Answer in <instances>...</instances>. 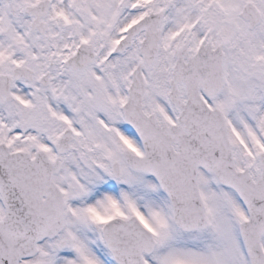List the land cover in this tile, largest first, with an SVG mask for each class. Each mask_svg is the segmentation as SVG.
Masks as SVG:
<instances>
[{"label": "snow or ice", "instance_id": "1", "mask_svg": "<svg viewBox=\"0 0 264 264\" xmlns=\"http://www.w3.org/2000/svg\"><path fill=\"white\" fill-rule=\"evenodd\" d=\"M0 264H264V0H0Z\"/></svg>", "mask_w": 264, "mask_h": 264}]
</instances>
